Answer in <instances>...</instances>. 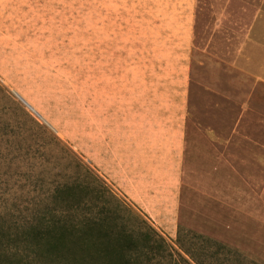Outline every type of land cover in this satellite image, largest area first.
I'll return each mask as SVG.
<instances>
[{
    "label": "rangeland",
    "instance_id": "obj_1",
    "mask_svg": "<svg viewBox=\"0 0 264 264\" xmlns=\"http://www.w3.org/2000/svg\"><path fill=\"white\" fill-rule=\"evenodd\" d=\"M161 93L182 97L218 157H193L178 227L177 211L152 220L84 155L101 124L121 129ZM78 163L120 222L164 239L152 264H264V0H0V212L53 204Z\"/></svg>",
    "mask_w": 264,
    "mask_h": 264
},
{
    "label": "trees",
    "instance_id": "obj_2",
    "mask_svg": "<svg viewBox=\"0 0 264 264\" xmlns=\"http://www.w3.org/2000/svg\"><path fill=\"white\" fill-rule=\"evenodd\" d=\"M78 168L75 179L54 186L53 204L29 209L23 217L0 212V264H152L154 256L164 257L160 251L165 249L164 239L156 240L149 232L138 234L120 222L116 208L101 199L108 189L105 181L97 174L91 178L84 165L78 163ZM181 231L180 226L177 243Z\"/></svg>",
    "mask_w": 264,
    "mask_h": 264
},
{
    "label": "crops",
    "instance_id": "obj_3",
    "mask_svg": "<svg viewBox=\"0 0 264 264\" xmlns=\"http://www.w3.org/2000/svg\"><path fill=\"white\" fill-rule=\"evenodd\" d=\"M161 94L158 101H148L147 108L139 104L141 110L121 129L113 126L104 133L101 124L94 140L86 142L84 155L95 170L152 220H157L158 214L177 211L178 227L187 185L183 177H191L195 170L193 157L200 158L202 150L207 152L208 148L204 149L201 139L190 132L189 106L182 97ZM207 153L218 160L210 151ZM186 157L190 158V166ZM218 166V161L214 167L211 164V171Z\"/></svg>",
    "mask_w": 264,
    "mask_h": 264
},
{
    "label": "water",
    "instance_id": "obj_4",
    "mask_svg": "<svg viewBox=\"0 0 264 264\" xmlns=\"http://www.w3.org/2000/svg\"><path fill=\"white\" fill-rule=\"evenodd\" d=\"M21 99V98H20ZM22 100V102L29 108V109H31V110H33L23 99H21ZM38 117H39V115L37 114V113H35Z\"/></svg>",
    "mask_w": 264,
    "mask_h": 264
}]
</instances>
